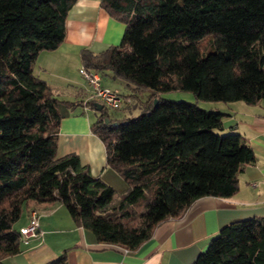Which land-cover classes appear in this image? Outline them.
Segmentation results:
<instances>
[{
	"label": "trees",
	"instance_id": "1",
	"mask_svg": "<svg viewBox=\"0 0 264 264\" xmlns=\"http://www.w3.org/2000/svg\"><path fill=\"white\" fill-rule=\"evenodd\" d=\"M77 1L0 0V262L22 250L15 223L30 201L62 203L99 242L136 250L198 198L232 196L255 160L240 133L225 131L226 113L198 101H264V0H101L126 30L118 45L84 49L83 67L150 92L138 116L104 105L92 124L128 190L116 200L77 153L57 157L61 101L34 66L65 39ZM177 90L196 102L162 97ZM194 264H264V217L223 226Z\"/></svg>",
	"mask_w": 264,
	"mask_h": 264
},
{
	"label": "crops",
	"instance_id": "2",
	"mask_svg": "<svg viewBox=\"0 0 264 264\" xmlns=\"http://www.w3.org/2000/svg\"><path fill=\"white\" fill-rule=\"evenodd\" d=\"M125 30L126 24L112 16L101 0H78L68 14L65 39L58 48L41 51L34 66L35 74L48 83L61 101L63 118L57 157L77 153L92 174L100 176L121 194L128 190V184L107 165L105 144L92 130L96 118L90 110H98L95 104L87 103L92 99L91 87L81 73V53L84 49L98 53L120 44ZM98 74L105 87L122 97L130 95L134 99L129 90L139 91L115 76L112 70ZM122 90L128 92L122 94ZM131 103L134 105V100ZM205 104L211 109L218 106L226 113L225 131L240 133L255 153V160L240 172L239 188L232 196L198 198L182 216L157 225L152 236L136 250L99 242L92 230L74 221L62 203L30 201L23 206L15 227L21 230L29 222L30 211L37 209L40 233L30 239L21 236V252L4 261L48 264L66 252L63 264H194L223 226L250 217H264V101L257 105L244 101ZM125 106L129 109L130 105Z\"/></svg>",
	"mask_w": 264,
	"mask_h": 264
},
{
	"label": "built area",
	"instance_id": "3",
	"mask_svg": "<svg viewBox=\"0 0 264 264\" xmlns=\"http://www.w3.org/2000/svg\"><path fill=\"white\" fill-rule=\"evenodd\" d=\"M81 73L91 87V98L99 100L111 109H119L122 106V96L116 91L105 87L98 72L82 67ZM20 232L23 239H30L40 233V214L37 209L30 211L29 222L21 228Z\"/></svg>",
	"mask_w": 264,
	"mask_h": 264
},
{
	"label": "rangeland",
	"instance_id": "4",
	"mask_svg": "<svg viewBox=\"0 0 264 264\" xmlns=\"http://www.w3.org/2000/svg\"><path fill=\"white\" fill-rule=\"evenodd\" d=\"M73 65H76V64H72L71 66H73ZM79 69H80V67H79ZM79 69H78V71H79ZM115 90H118V89H115ZM129 91H132L131 94H133V96H134V105L131 108V112L129 111L130 109H128L125 105L120 107L119 109H111V108H109V112H110L112 117H114V116L115 117H119V118L120 117L122 118V117H125V116H134L135 117V116H138L142 112L143 107H142V104H141L142 102L141 101L145 100L148 97L150 92L148 90L135 91L133 89H130ZM127 92L128 91H126V90H122L121 91L122 94H126ZM162 95L165 96L166 99H170V100H187V101H190V102H196V98H195L194 94L192 92H189V91H183V90L170 91V92H165ZM185 96H187L188 99L185 98ZM205 103H207V102L198 101V105L200 107H202V108H205L208 111L221 110V109H218L219 108L218 106L215 107L214 109L205 107L206 106ZM213 103H216L218 105L220 103V105H224L225 102L219 101V102H213ZM220 108H224V107L221 106ZM92 109L93 108H91L90 113L93 114L95 116L96 120H97V115H96L97 112L94 109L93 110ZM121 195H122L121 193L117 192V194L115 195V199L119 200L121 198ZM0 264H10V259L5 260L4 262H0Z\"/></svg>",
	"mask_w": 264,
	"mask_h": 264
},
{
	"label": "water",
	"instance_id": "5",
	"mask_svg": "<svg viewBox=\"0 0 264 264\" xmlns=\"http://www.w3.org/2000/svg\"><path fill=\"white\" fill-rule=\"evenodd\" d=\"M154 103L156 105L158 103V99H155ZM95 106H96L97 110H101L104 107L103 103H101V102H96ZM106 122H109V119H106Z\"/></svg>",
	"mask_w": 264,
	"mask_h": 264
}]
</instances>
